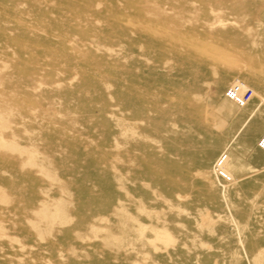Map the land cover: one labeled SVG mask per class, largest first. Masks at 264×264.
<instances>
[{"label":"rangeland","instance_id":"obj_1","mask_svg":"<svg viewBox=\"0 0 264 264\" xmlns=\"http://www.w3.org/2000/svg\"><path fill=\"white\" fill-rule=\"evenodd\" d=\"M263 133L264 0H0V264H264Z\"/></svg>","mask_w":264,"mask_h":264},{"label":"built area","instance_id":"obj_2","mask_svg":"<svg viewBox=\"0 0 264 264\" xmlns=\"http://www.w3.org/2000/svg\"><path fill=\"white\" fill-rule=\"evenodd\" d=\"M250 87H244L242 84L234 83L225 90V96L236 101L240 105L245 103L252 95ZM264 142V137L260 141V145Z\"/></svg>","mask_w":264,"mask_h":264},{"label":"bare ground","instance_id":"obj_3","mask_svg":"<svg viewBox=\"0 0 264 264\" xmlns=\"http://www.w3.org/2000/svg\"><path fill=\"white\" fill-rule=\"evenodd\" d=\"M236 79H237V78H236ZM239 84H242L244 87H247L244 83H240V82H239ZM263 137H264V133L262 134V136H261V137L258 139V141H257V146H258V148H260L262 151H264V142L260 145V141H261V139H262ZM222 152H223V151H222ZM224 152H225V151H224ZM224 152H223V153H224ZM245 177H246V176H243V177H240V178H238V179L241 180V179H244ZM236 180H237V179H236ZM236 180H235V181H236ZM223 187H224V186H223ZM177 196H178V195H177ZM117 210H119V208H118ZM117 210H116V211H117ZM121 211H122V210H121ZM117 213H118V212H117ZM122 213H124V212H122ZM117 215H118V214H117ZM122 215H124V216H122ZM118 216H120V215H118ZM125 216H127V213H126V214H125V213H124V214H121V216H120V217H121V218H120V222L122 223L121 225H122L123 227H124L125 225L127 226V223H126V220H125V219H126ZM128 226H129V225H128ZM128 226H127V227H128ZM124 228H126V227H124ZM128 228H129V227H128ZM122 229H123V228H122ZM123 230H124V229H123ZM125 230H126V229H125ZM123 232H124V231H123ZM109 238L112 239L110 236H109ZM109 238H108V239H109ZM114 239H116V238H114ZM112 241H113V239H112ZM114 241H115V240H114ZM114 241H113V242H114ZM109 243H111V240H110ZM122 245H123V244H122Z\"/></svg>","mask_w":264,"mask_h":264}]
</instances>
